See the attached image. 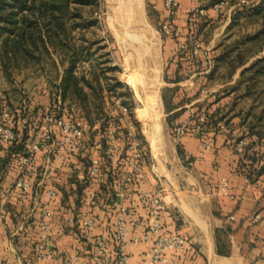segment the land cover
<instances>
[{
    "label": "crops",
    "instance_id": "crops-1",
    "mask_svg": "<svg viewBox=\"0 0 264 264\" xmlns=\"http://www.w3.org/2000/svg\"><path fill=\"white\" fill-rule=\"evenodd\" d=\"M213 1L216 0H178L174 9L170 23L188 36V46L193 38L198 37L201 41L203 54L194 58L180 49V38H172L163 32L162 0H145L163 32L159 37L163 59L160 88L166 115H172L176 124L188 115L187 107L192 105L196 109H209L216 122L231 119L233 125L223 133L202 135L186 131L175 139L173 153L169 155L162 147L158 155L149 147L143 165L145 177L136 180L125 192L131 211L142 216L144 210L136 206L138 186L164 188L167 201L162 213L164 229L182 233L188 240L184 254L168 253L174 264H264V177L254 174L247 181L245 173L248 168L258 172L257 164L250 156L256 148L264 150V145L255 142V137L248 132L253 121L250 109L245 111L239 106L242 98L249 100L250 97L244 96V91L236 95L238 88L234 85L243 66L228 77L217 76L220 68L215 61L218 38L229 26L234 6L216 11L212 8ZM195 6L201 7L203 12L198 14L194 24H188L189 12ZM207 57L212 58L209 68ZM202 86L207 90L203 91ZM35 101V105L42 104L41 108L50 104L49 97L35 98ZM4 109L7 108L3 107L1 111ZM31 115L28 114L25 121L35 118ZM24 129L30 141L37 140L42 132L41 127L30 124ZM245 133L251 135L252 141L244 155H239L233 150L232 143ZM117 135L123 143L122 131ZM206 137L213 141L210 149L202 145ZM98 139L99 133L95 132L91 141ZM12 151L7 145L0 147V264H63L75 253L89 258L93 264H108L96 255L92 240L101 234L111 236L114 231V209L120 199L108 185L128 170L127 153L123 151L118 165L114 166L109 164L102 151L94 145L90 147V153L100 154L102 159L100 173L92 183L100 201L91 209V214L97 218L95 227L84 232L77 220L88 215L89 207L81 200L88 155L79 153L55 164L52 181H47L41 177L47 157L40 151L35 152L38 171L26 175L33 188L23 193L14 185L22 169L8 160ZM194 158L197 160L193 166H187L186 161ZM221 179L228 180L230 195L210 194L211 187ZM51 183L59 190L58 197L52 202L53 234L49 245L53 257L40 262L34 259L39 234L37 205ZM256 213L260 214L259 219L254 218ZM70 218L73 221H69ZM129 249L134 260L144 261L148 246L130 245ZM111 254V251L107 252L108 256Z\"/></svg>",
    "mask_w": 264,
    "mask_h": 264
},
{
    "label": "built area",
    "instance_id": "built-area-1",
    "mask_svg": "<svg viewBox=\"0 0 264 264\" xmlns=\"http://www.w3.org/2000/svg\"><path fill=\"white\" fill-rule=\"evenodd\" d=\"M164 8L165 24L163 32L172 34L181 39L180 49H189L194 58H199L203 54L201 41L198 37L193 38L188 46L189 38L183 35L179 27L170 23L178 0H162ZM224 1L219 0L212 6L219 10L223 7ZM191 11L201 14V7H192ZM207 67H211L212 58H206ZM202 90L207 88L202 86ZM59 103V101H58ZM112 106L105 117L90 123L82 117L65 118L58 113L51 115L42 113L39 120L30 118L25 108H21L20 123L12 122V113L9 109L0 112V142H22L24 151L18 159V165L22 169L19 178L15 181V187L23 193L32 190L33 184L26 179L27 174H33L38 171L37 156L35 152L40 151L46 155V164L42 170L44 180L52 181V172L55 164L64 159L70 158L76 154H87L86 175L83 179V188L81 192L82 202L89 208L97 207L100 201L99 195L92 187V183L99 175L102 165L100 154L90 153V147L102 151L109 164L118 165L119 156L124 151L125 164L128 170L120 177H115L108 187L120 201L116 202L114 209V231L110 235H98L93 238L92 245L98 257H103L108 264H174L169 257L170 252L182 255L188 249V240L185 235L178 232L167 231L164 229L163 211L167 206L165 199V190L161 186H155L147 189L138 186L137 202L144 215H136L130 209L127 201L126 189L136 180L141 181L145 177L143 171L144 159L146 155V146L144 138L136 131L133 119L130 116L131 108L122 101L121 96L114 95ZM188 115L183 117L173 127L175 139H179L186 131H193L202 135L207 133H223L230 129L233 121L228 119L225 122H216L213 113L210 110L198 111L194 106L187 107ZM112 120V124L107 125V120ZM42 121V124H41ZM30 122V123H27ZM30 124L32 127H41L42 132L37 140L30 141L24 138L21 127ZM40 124V125H38ZM122 131L124 142L119 139L117 132ZM99 133L100 139L91 141L92 135ZM252 141L249 133L239 136L232 143L233 150L244 155L246 147ZM213 141L206 137L202 145L205 149L212 147ZM260 146H263L261 144ZM256 169H259L264 163V150L261 147L256 148L253 153ZM197 158L188 159L187 166L191 167ZM247 181H248V176ZM264 177V174H263ZM264 181V179H263ZM139 183V182H138ZM210 194L230 195V185L227 179H221L216 182L209 191ZM59 190L54 184H50L38 202L37 225L39 227L38 239L34 253L36 261L45 262L53 257V252L49 245L50 237L53 234L54 210L52 202L58 197ZM2 214L0 213V221ZM232 218V217H231ZM255 219L260 218V214L254 215ZM69 221H73L70 218ZM97 222L96 216L91 213L80 216L77 223L84 232L91 231ZM1 224V222H0ZM144 244L148 246L144 261L134 260L130 245ZM111 251L110 256L107 252ZM63 264H93L89 258L81 257L78 253L73 254Z\"/></svg>",
    "mask_w": 264,
    "mask_h": 264
},
{
    "label": "rangeland",
    "instance_id": "rangeland-1",
    "mask_svg": "<svg viewBox=\"0 0 264 264\" xmlns=\"http://www.w3.org/2000/svg\"><path fill=\"white\" fill-rule=\"evenodd\" d=\"M98 1L97 7L80 8L83 18L78 21L81 26L74 29L75 43L89 45L92 53L87 60L80 61L74 71L78 77L86 75L95 87L93 92L89 87H84L87 91L90 117L96 119L98 115H102L104 109L109 110L114 95L121 96L122 93L124 96H121L122 101L126 100L130 103V116L136 131L144 138L146 151L152 147L154 153L158 155L162 147L166 149L168 155L172 154L171 149L175 144L172 133L175 118L166 115L160 88L163 61L159 39L160 34L163 33L161 24L153 16L145 0ZM217 1L219 0L213 1L212 5ZM223 1L222 10L233 5L235 13L239 11L244 13L238 17L235 24L230 22L224 33L219 36L217 56L226 49L236 48L237 50L231 53L233 57L237 51L245 48L246 50H242L244 53H255L243 65L246 67L264 55V47L262 51L257 52L258 45L245 46L240 42L245 35L255 33L264 26V21L256 20L249 14L254 2L258 0ZM125 2L132 6L131 10L125 6ZM44 57L39 66L16 68L12 71L11 78H7L0 67V111L5 106H9L11 110L21 107L35 118L42 115L44 108H41L40 103L35 105V98L51 99L50 94L55 92L56 85L60 83L64 69L68 65V55L62 50L53 53L50 58ZM91 61L94 66H91ZM94 69L99 73L98 80L93 77ZM229 73L227 63L220 64L217 76L225 78ZM117 80L122 86L110 97L112 93L108 92L107 85ZM240 80L239 76L234 85L238 88L236 95L244 91V84L240 83ZM259 87V89L264 88L263 84ZM263 98L264 94H262ZM69 103L67 100L65 105ZM81 103L78 101L70 103L73 112L78 109L81 113H85ZM239 103V106L246 109L245 111L253 104L251 97L249 100L242 98ZM261 108L258 105L253 111L259 113Z\"/></svg>",
    "mask_w": 264,
    "mask_h": 264
},
{
    "label": "trees",
    "instance_id": "trees-1",
    "mask_svg": "<svg viewBox=\"0 0 264 264\" xmlns=\"http://www.w3.org/2000/svg\"><path fill=\"white\" fill-rule=\"evenodd\" d=\"M98 5V0H0V67L7 78L12 77V71L16 68L39 66L42 64L44 56L50 58L53 53H58L60 50L68 55V65L64 69L60 83L56 85L55 92L50 94V104L44 108L43 113L51 115L58 113L65 118L82 117L90 123L106 116L108 108L104 109L102 115H98L96 119L90 117L87 104L88 96L84 87H89L91 92L95 91V87L86 75L83 74L78 77L74 74L77 64L80 61L87 60L92 54L89 45L75 43L74 29L81 26L78 20L83 18L80 8L84 6L97 7ZM243 13L244 11L234 12L231 23L235 24L238 17ZM249 14L256 20L264 21V0L254 2ZM197 17L198 13L190 11L188 24H194ZM166 35L178 38L172 34ZM240 42L245 46L256 44L259 47L257 52L262 51L264 47V26L255 33L245 35ZM236 50V48L226 49L215 58L217 65L227 63L230 70L229 76L236 68L245 65L255 55L254 52L244 53L243 51L246 50L244 48L243 51H237L232 57L231 53ZM185 52L191 55L189 49H186ZM91 66H94L92 61ZM92 74L95 79H99V73L95 69ZM240 78V83L244 84V96L251 97L253 102L249 112L253 115L254 120L249 125L248 132L255 137V142L264 145V98L262 99L264 88L259 89V85L263 84L264 86V55L257 58L250 65L243 67L240 71ZM121 86L122 83L118 80L112 84L108 83L107 90L112 93L110 97ZM120 95L124 97L122 93ZM67 100L70 103L82 102L81 106L85 108V113H81L78 109L73 112L72 104L65 105ZM123 102L131 107L126 100H123ZM258 105L262 108L259 113H256L253 109ZM5 107L10 109L12 113V122L19 124L21 107L12 110L9 106ZM197 110L200 112L209 109ZM106 124H112V120L108 119ZM21 130L26 139V129L21 127ZM4 145L12 147L13 151L8 160H12L15 162L16 167H19L18 159L24 151L23 143L0 142V147ZM250 159L253 162L255 161L253 156H250ZM245 173L248 178L253 177L254 174L256 176L263 175L264 163L258 169V172L248 168ZM136 206L140 208L138 202H136ZM91 209H88L87 214L91 213ZM221 251L219 249V252Z\"/></svg>",
    "mask_w": 264,
    "mask_h": 264
},
{
    "label": "bare ground",
    "instance_id": "bare-ground-1",
    "mask_svg": "<svg viewBox=\"0 0 264 264\" xmlns=\"http://www.w3.org/2000/svg\"><path fill=\"white\" fill-rule=\"evenodd\" d=\"M126 2H127V1H126ZM126 2L124 3L125 6L128 7V8H130V10H131L132 6H131L129 3H126ZM126 7H125V8H126ZM124 36H125V35H124ZM153 92H154V91H153ZM154 93H155V92H154ZM154 93H153V94H154ZM151 103H152V102H151Z\"/></svg>",
    "mask_w": 264,
    "mask_h": 264
}]
</instances>
